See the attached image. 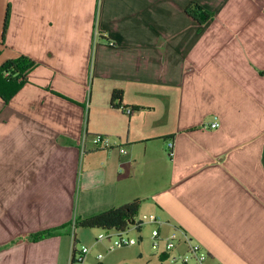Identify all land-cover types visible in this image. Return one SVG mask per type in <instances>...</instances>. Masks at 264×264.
<instances>
[{"label":"crops","instance_id":"crops-1","mask_svg":"<svg viewBox=\"0 0 264 264\" xmlns=\"http://www.w3.org/2000/svg\"><path fill=\"white\" fill-rule=\"evenodd\" d=\"M20 57L0 99V264H68L73 225L29 237L133 200L204 264H264V0H0V66Z\"/></svg>","mask_w":264,"mask_h":264},{"label":"built area","instance_id":"built-area-1","mask_svg":"<svg viewBox=\"0 0 264 264\" xmlns=\"http://www.w3.org/2000/svg\"><path fill=\"white\" fill-rule=\"evenodd\" d=\"M99 34L98 30H95V37ZM123 112L126 115H132L134 110L131 108H124ZM218 127V123L212 122L207 128L215 129ZM88 136L84 134L81 138V154L85 152V145L87 143ZM90 144L95 149L102 150H111L113 148L118 149L122 156H127L128 151L126 148L122 147L118 141H113L109 137L103 135H94L90 138ZM169 154L172 152V142H168L167 145ZM144 224L154 225L157 228H154L150 231V240H151V248L156 253H159L161 256H165V259L169 261L170 264H204V261L207 258V253L204 251L200 245L193 243L191 238L185 234L184 232L174 231L168 237L161 239L160 232L158 227L162 224L161 219H159L155 215H143L140 219L135 218L133 223H129L128 227L121 232L115 231H104V234H99L95 239V243L102 242L103 240L110 239L115 237L112 245L109 247L110 250L130 247L138 244L140 239L137 240L133 238L127 237V233L130 230L140 232L142 226ZM163 242L164 248L160 251V243ZM179 244H183L186 247V251L183 253L174 254V250L179 246ZM90 252V247H86L81 245L79 248L73 245L71 256L68 264H83L86 256ZM96 259L100 261L102 259V255L98 254Z\"/></svg>","mask_w":264,"mask_h":264},{"label":"trees","instance_id":"trees-1","mask_svg":"<svg viewBox=\"0 0 264 264\" xmlns=\"http://www.w3.org/2000/svg\"><path fill=\"white\" fill-rule=\"evenodd\" d=\"M186 14L197 24L205 25L213 18V13L203 9L196 3L190 4L186 8ZM8 20V10L3 21V31L1 39H4L5 27ZM33 64L24 57L9 60L0 66V99L7 103L21 88L25 82V74L31 69ZM113 106L119 108V104H114L115 100L121 99V92H114L112 95ZM139 201L133 200L118 208H113L89 218H75L73 223L64 225L57 229L43 231L29 237L30 241H38L55 236L58 231L66 226L73 225L75 228H96L103 231L121 232L128 227L136 217L139 210Z\"/></svg>","mask_w":264,"mask_h":264},{"label":"rangeland","instance_id":"rangeland-1","mask_svg":"<svg viewBox=\"0 0 264 264\" xmlns=\"http://www.w3.org/2000/svg\"><path fill=\"white\" fill-rule=\"evenodd\" d=\"M141 217L142 215H138L136 218L140 219ZM75 218H79V215L75 214ZM154 228L157 227L150 224H144L139 233L130 230L127 233V237L137 240L141 236V242H138V244L134 246L113 250H110L109 247L112 245L115 237L95 243L97 236L99 234H104L102 229L76 227L74 228L73 234L77 235L78 248L81 245L90 247V252L86 256L83 264H142L143 260L155 253L151 248V241L149 239L150 231ZM98 254L102 255L100 261L96 259ZM162 264L170 263L169 261H164Z\"/></svg>","mask_w":264,"mask_h":264},{"label":"water","instance_id":"water-1","mask_svg":"<svg viewBox=\"0 0 264 264\" xmlns=\"http://www.w3.org/2000/svg\"><path fill=\"white\" fill-rule=\"evenodd\" d=\"M131 223H133V221Z\"/></svg>","mask_w":264,"mask_h":264}]
</instances>
